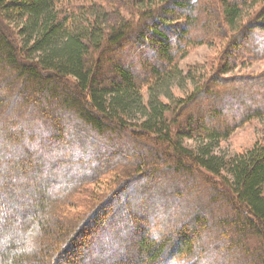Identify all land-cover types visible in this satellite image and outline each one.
<instances>
[{
    "label": "trees",
    "instance_id": "1",
    "mask_svg": "<svg viewBox=\"0 0 264 264\" xmlns=\"http://www.w3.org/2000/svg\"><path fill=\"white\" fill-rule=\"evenodd\" d=\"M246 59L264 0H0V264H264V144L215 152L264 116Z\"/></svg>",
    "mask_w": 264,
    "mask_h": 264
},
{
    "label": "rangeland",
    "instance_id": "2",
    "mask_svg": "<svg viewBox=\"0 0 264 264\" xmlns=\"http://www.w3.org/2000/svg\"><path fill=\"white\" fill-rule=\"evenodd\" d=\"M222 53L223 50L220 46L214 47V45L211 44L194 46L190 48L185 57L180 60L179 68H181L183 72H186L189 67L200 65V67L204 68L207 71V74L210 75L212 74V71L215 69V67L220 65V63L223 61ZM130 60L131 58L129 59V61ZM245 61L246 62L244 64L238 65L232 72L224 76L227 78L237 76L247 78L258 75L264 70V59L255 60L250 63L249 59H246ZM202 68L198 69V71L200 72ZM184 86H186V90L189 88L191 89L192 87L191 85L189 86V84H186ZM261 88L264 89L263 87ZM180 91V89H177L174 93H176L177 95H182ZM244 94L245 96H247L249 93L245 91ZM184 141L187 146L194 147L195 145H197V141H195L194 139H191L190 141L187 139ZM257 142L260 144H264V116L259 119H252L236 128L231 133V135L227 139H225V141L219 143L218 147L215 149V152L223 156H232L236 153H239V151L242 152L250 148ZM102 191L103 188H101L100 191L96 192L95 194H100L103 200L107 192ZM158 220L160 219H157L156 221Z\"/></svg>",
    "mask_w": 264,
    "mask_h": 264
}]
</instances>
